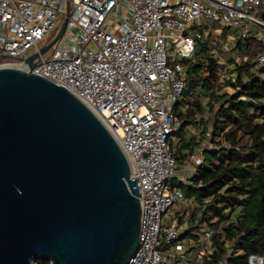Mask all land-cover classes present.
Listing matches in <instances>:
<instances>
[{
	"label": "built area",
	"instance_id": "1",
	"mask_svg": "<svg viewBox=\"0 0 264 264\" xmlns=\"http://www.w3.org/2000/svg\"><path fill=\"white\" fill-rule=\"evenodd\" d=\"M69 2L63 33L34 60L31 72L82 101L125 154L130 177H136L142 193L139 241L127 264H171L186 250L179 240L181 223L186 229L194 202L179 189H170L169 182L187 181L202 164L204 151L217 146L210 142L208 130L182 163H176L169 136L179 126L173 106L182 98L187 69L181 62L170 66L167 49L180 61H194L200 38L196 27L203 20L230 28L247 22L264 30V20L255 15L262 0ZM66 3L0 0V56L6 59L0 67L29 71L25 59L54 39ZM222 46L229 48L226 42ZM257 61L263 64L264 55L258 54ZM197 223L196 219L192 226ZM210 234L204 230L206 243ZM246 261L264 264V254L250 253Z\"/></svg>",
	"mask_w": 264,
	"mask_h": 264
},
{
	"label": "water",
	"instance_id": "2",
	"mask_svg": "<svg viewBox=\"0 0 264 264\" xmlns=\"http://www.w3.org/2000/svg\"><path fill=\"white\" fill-rule=\"evenodd\" d=\"M69 14L67 0L54 39L25 59L29 71L0 67V264H127L139 241L142 193L113 134L31 72Z\"/></svg>",
	"mask_w": 264,
	"mask_h": 264
},
{
	"label": "trees",
	"instance_id": "3",
	"mask_svg": "<svg viewBox=\"0 0 264 264\" xmlns=\"http://www.w3.org/2000/svg\"><path fill=\"white\" fill-rule=\"evenodd\" d=\"M255 15L264 20V0ZM257 28L203 20L196 27L194 61H182L186 81L193 82L190 93L173 106L179 126L169 136L172 153L180 165L208 130L217 149L204 151L202 164L187 181L169 182L170 189L194 202L179 236L186 250L171 264H248V254H264V63L257 61L258 54L264 55V37ZM229 36L234 41L225 50L222 43ZM5 60L0 56V63ZM205 229L211 230L207 243Z\"/></svg>",
	"mask_w": 264,
	"mask_h": 264
},
{
	"label": "rangeland",
	"instance_id": "4",
	"mask_svg": "<svg viewBox=\"0 0 264 264\" xmlns=\"http://www.w3.org/2000/svg\"><path fill=\"white\" fill-rule=\"evenodd\" d=\"M257 29H259V28H257ZM259 32H260L259 35L264 37V30L263 29H259ZM217 33H219V32H217ZM233 41H234V38L229 36V37H227V39L223 43L226 42L229 45V44H231V42L233 43ZM167 55H168L169 65L170 66L173 65V63H175V62H181L182 63V61H180V59L178 57H176L174 55V53L171 50H169V49H167ZM221 61L223 62L224 60L222 59ZM228 91H231V90L228 89ZM190 132L191 133H195L196 129L195 128H191ZM173 209H174V207H171V210H173ZM176 214H177V212H176ZM181 224H182L181 225V231H183V230H185L186 225H183V223H181ZM31 263L32 264H37V263L34 262V259H31Z\"/></svg>",
	"mask_w": 264,
	"mask_h": 264
},
{
	"label": "bare ground",
	"instance_id": "5",
	"mask_svg": "<svg viewBox=\"0 0 264 264\" xmlns=\"http://www.w3.org/2000/svg\"><path fill=\"white\" fill-rule=\"evenodd\" d=\"M5 66H10V67H12V65H5ZM13 67H15V66H13ZM19 68V67H18ZM115 133V132H114ZM116 133H118V134H116ZM114 135L117 137V135H119V133H120V131L119 132H116ZM116 141H117V139H116ZM117 143H118V141H117Z\"/></svg>",
	"mask_w": 264,
	"mask_h": 264
}]
</instances>
